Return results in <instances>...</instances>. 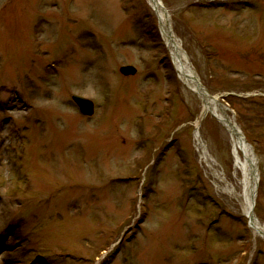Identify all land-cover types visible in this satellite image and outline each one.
Here are the masks:
<instances>
[{
    "label": "rangeland",
    "instance_id": "1",
    "mask_svg": "<svg viewBox=\"0 0 264 264\" xmlns=\"http://www.w3.org/2000/svg\"><path fill=\"white\" fill-rule=\"evenodd\" d=\"M162 2L253 146L264 226V0ZM201 111L147 0H0V264H264L213 176L242 195L230 135Z\"/></svg>",
    "mask_w": 264,
    "mask_h": 264
},
{
    "label": "bare ground",
    "instance_id": "2",
    "mask_svg": "<svg viewBox=\"0 0 264 264\" xmlns=\"http://www.w3.org/2000/svg\"><path fill=\"white\" fill-rule=\"evenodd\" d=\"M147 2L158 19L163 40L167 46L168 52L180 81L184 84L185 87L195 93L201 101L202 111L199 121L210 114L219 122L227 125V128L230 129L231 154L233 157L234 169L235 171H242L244 176L243 180H241V184L243 187L242 195H238L234 187L229 186L228 183H224L223 179H221L222 177L215 173V171H213V176L217 179V182L222 183L225 186V191L228 195L237 199L241 203L243 214L249 220L250 230L255 237L259 236L260 232L263 230L261 229L262 227L260 222L255 219L250 210L252 209L251 196L253 190L252 187L249 186L247 170L245 169L244 161H242L240 153L245 156V159H251L252 157L254 162L255 157L252 151L249 150L245 145V142L241 141L242 139L237 127L233 126V123L231 121L230 124L228 123L226 110L217 100L212 99L210 95L201 87V85H199L197 76L195 75V72L189 63L187 55H185L182 49L181 42L177 39L169 18L166 17V15L163 13V10L157 0H147ZM195 140L200 149L201 157L206 163H208L209 167L211 168L212 165H215V162L205 151V148L197 132H195Z\"/></svg>",
    "mask_w": 264,
    "mask_h": 264
},
{
    "label": "water",
    "instance_id": "3",
    "mask_svg": "<svg viewBox=\"0 0 264 264\" xmlns=\"http://www.w3.org/2000/svg\"><path fill=\"white\" fill-rule=\"evenodd\" d=\"M157 2L159 3L160 7L163 10V13L167 17L168 12L164 8V6L162 4V0H157ZM119 72L123 76H134L136 74V72H137V69L134 66L126 65V66L120 67L119 68ZM197 81H198V79H197ZM198 83H199V85H201L199 81H198ZM202 88L204 89V87H202ZM212 98H214V97H212ZM71 100L76 105V107L78 108V110H79V112H80L81 115L86 116V117H90V116H92L94 114L95 106H94V103H93L92 100H90L88 98H85V97L77 96V95H72L71 96ZM226 129L228 130V128H226ZM241 139L244 140V137L241 136ZM249 148L252 151V148H251L250 145H249ZM245 168L247 170L248 182L251 185V187H253V191H252V205H254V203H255V201H254V198H255V189H256V186H257L256 185V181H257V171H256L255 162L253 161L252 158L251 159H245ZM260 233L262 234V236H264V231H262Z\"/></svg>",
    "mask_w": 264,
    "mask_h": 264
},
{
    "label": "trees",
    "instance_id": "4",
    "mask_svg": "<svg viewBox=\"0 0 264 264\" xmlns=\"http://www.w3.org/2000/svg\"><path fill=\"white\" fill-rule=\"evenodd\" d=\"M240 122H241V120H240ZM139 223H140V221H138L136 224L138 225ZM6 242H7V240L4 237L0 236V246L6 244Z\"/></svg>",
    "mask_w": 264,
    "mask_h": 264
}]
</instances>
